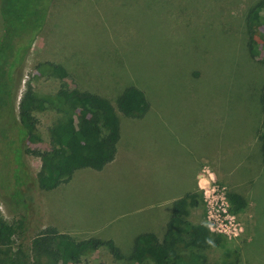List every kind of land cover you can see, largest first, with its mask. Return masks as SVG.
I'll list each match as a JSON object with an SVG mask.
<instances>
[{
	"label": "rangeland",
	"instance_id": "374dc122",
	"mask_svg": "<svg viewBox=\"0 0 264 264\" xmlns=\"http://www.w3.org/2000/svg\"><path fill=\"white\" fill-rule=\"evenodd\" d=\"M260 1L53 0L16 96L18 113L30 81L48 101L46 110L36 111L41 140L27 148L49 149L50 129L76 122V106L94 110L87 100L68 102L59 95L65 80L50 61L70 72L67 89L90 90L115 105L122 134L116 158L104 169L78 170L53 190L37 187L42 161L26 152V203L10 204L1 187L2 215L24 223L12 246L30 245L40 229L53 225L78 238L113 239L129 255L140 232L163 238L173 202L193 193L189 222L212 225L223 239L181 254L224 264L230 252L235 264H264V50L251 55L247 22ZM130 84L150 101L142 118H128L118 108ZM4 154L0 150V185L15 167ZM231 191L245 196L244 209L233 208ZM77 264L129 263L104 246Z\"/></svg>",
	"mask_w": 264,
	"mask_h": 264
},
{
	"label": "trees",
	"instance_id": "16d2710c",
	"mask_svg": "<svg viewBox=\"0 0 264 264\" xmlns=\"http://www.w3.org/2000/svg\"><path fill=\"white\" fill-rule=\"evenodd\" d=\"M53 0H0V150L15 165L8 182L0 185L2 192H9L10 204L26 203L23 191L26 184V152H34L42 161L37 176V187L53 190L68 182L81 169L102 170L118 153L121 140V118L115 105L106 97L90 90L67 89L72 76L68 69L57 62L47 65L54 74L65 80L59 95L66 101L87 100L94 110L80 104L77 121H65L50 129L51 147L46 150L30 149L28 145L41 140L38 134L39 118L36 111L48 108V101L41 97L28 81L22 92L16 112V96L21 81V71L31 48L44 28ZM248 47L252 56L264 50V0L248 14ZM67 85V86H66ZM264 110V86L260 94ZM119 110L128 118H142L151 104L146 92L135 84L126 86L119 98ZM264 162V141L262 144ZM12 182V183H11ZM8 183V184H7ZM11 183L12 187H9ZM23 194L18 198V194ZM16 195V196H14ZM235 210L247 206L245 196L237 191L227 193ZM8 201V200H6ZM195 194L189 193L173 202L163 238L153 231L140 232L130 254L126 255L113 239L98 236L78 238L58 227L47 225L34 236L30 245L12 246L14 237L24 229L20 220L8 221L0 210V264H77L92 249L107 246L115 258L129 264H207L195 254L185 257L181 250L207 249L221 244L223 235L214 233L208 224L189 222L188 204L195 203ZM238 261L228 252L224 264Z\"/></svg>",
	"mask_w": 264,
	"mask_h": 264
},
{
	"label": "built area",
	"instance_id": "2783aa9c",
	"mask_svg": "<svg viewBox=\"0 0 264 264\" xmlns=\"http://www.w3.org/2000/svg\"><path fill=\"white\" fill-rule=\"evenodd\" d=\"M216 222H218V224L219 225H222L223 223H222V221H216ZM209 227H210V229L213 231L214 230V227L212 226V225H208ZM216 228H218V226L216 227ZM218 230H219V228H218ZM214 232V231H213Z\"/></svg>",
	"mask_w": 264,
	"mask_h": 264
}]
</instances>
